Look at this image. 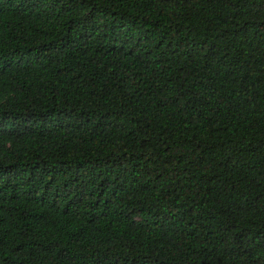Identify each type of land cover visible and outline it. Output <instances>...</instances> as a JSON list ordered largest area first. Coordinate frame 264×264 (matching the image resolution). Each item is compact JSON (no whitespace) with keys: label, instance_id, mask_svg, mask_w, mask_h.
<instances>
[{"label":"trees","instance_id":"trees-1","mask_svg":"<svg viewBox=\"0 0 264 264\" xmlns=\"http://www.w3.org/2000/svg\"><path fill=\"white\" fill-rule=\"evenodd\" d=\"M0 264H264V0H0Z\"/></svg>","mask_w":264,"mask_h":264}]
</instances>
